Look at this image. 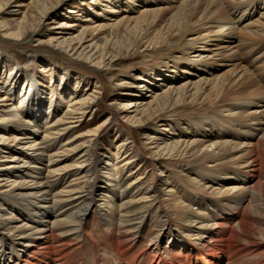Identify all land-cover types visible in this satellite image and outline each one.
Here are the masks:
<instances>
[{"label": "bare ground", "instance_id": "6f19581e", "mask_svg": "<svg viewBox=\"0 0 264 264\" xmlns=\"http://www.w3.org/2000/svg\"><path fill=\"white\" fill-rule=\"evenodd\" d=\"M46 2L16 22L21 33H38ZM100 9L46 41L108 75L117 45L142 58L93 129L70 136L98 110L92 74L70 89V69L52 73L46 101L35 56L23 66L0 57V264H77L83 243L90 264H264L248 258H264V0H100ZM124 99L134 116L116 108ZM118 119L143 131L142 150L131 134L98 145Z\"/></svg>", "mask_w": 264, "mask_h": 264}, {"label": "rangeland", "instance_id": "374dc122", "mask_svg": "<svg viewBox=\"0 0 264 264\" xmlns=\"http://www.w3.org/2000/svg\"><path fill=\"white\" fill-rule=\"evenodd\" d=\"M35 1L36 0H1V4H5L6 2H8V6H6L0 12V57L4 61H8L10 65L14 66L19 64L23 66L24 62L30 55L35 56V69H37V76L40 83V93L43 92V96L46 94L44 96L46 101L49 100L52 96L49 91L50 89H48L50 86L48 85V83L50 81L52 73L56 75V78H59V73L63 72L65 69H70V74L72 76L70 83L67 84L69 85L70 89H73V86L71 85H73L74 80L77 77L80 78L79 76L84 73H88L90 74V76H94V81L91 80L90 83L86 86L89 94L96 90L95 82H100V84H102V90H98V94L96 95L98 97L97 105L95 106V108L98 109L96 110V114L94 116L91 115L84 117L85 127H83V129H78L71 132L70 136L73 137L85 130L93 129L106 121L108 110L106 109L105 104L110 103L111 100L117 98V96L121 93L118 85L121 84L123 80H125L123 77L124 75H127L128 78H130L131 75H137L138 72L132 69H136V67L138 68V65L142 62V58L140 56L138 57V55H133L132 53L128 52L127 49H125V46L121 47L117 45L116 50H114L117 53L115 55L117 57L119 55L120 56L116 58L115 63H113L114 68L112 74H110L113 75V79H110V75L106 73L105 67H92L90 63H87L85 61H77L74 58L69 57L66 53L63 52V50L55 47L53 43H51L52 45L46 44V41L50 39V37L71 36V34L67 33H65L64 35H55L53 33H60V30L58 29L60 28L59 25L62 22L74 25L86 24L85 22H81V20L86 18V15H88L89 13L84 12L88 9H91L90 13L92 12L93 14H97L101 10L100 0H62L56 4V0H47L45 4L48 6L53 5V8L46 15L38 33L35 34L36 32H32L29 28H26V32L21 33L20 29L16 25V22L21 21L24 14L28 13L29 16L30 13H32V9L35 8ZM57 4L58 6H56ZM77 33H79V31L74 33L73 36L75 37ZM38 36L40 38H38ZM111 36L112 35L108 30L101 32L96 36V43L100 47H102L105 43V39H110ZM37 39H40V41H38ZM261 55L264 56V54ZM10 65L6 67V72L11 69ZM3 78L0 75V84L5 81ZM134 88L135 87H132L130 88V90L133 91ZM262 88L264 89V85H262ZM148 94L150 93H147V95ZM129 100L132 99H124L122 101H119L118 105H116V108H125L124 110H128L124 111L125 113L130 114V116H134L136 113H131L133 109H126L129 108V106L127 105ZM146 101H150V98H147ZM62 106L63 109L66 108V106ZM138 110L140 112L141 108H138ZM109 128L110 129H108L107 132L102 134L99 138L100 144L98 145H100L104 149L106 147L108 149L114 147L117 142L128 138L130 134L136 141L133 146L134 150L137 151V149L139 148L141 150L143 149L141 146V136L143 131H141L138 127L126 126L121 120L118 119V121H116V125L110 126ZM143 152H141L142 155L144 154ZM145 156L147 157V154ZM262 180L264 182V176ZM89 222H91V220ZM257 226H261V228L264 229V222L259 223V221H257ZM96 228L97 226L92 225L91 223L90 233L96 241H103L104 236L100 235L97 232ZM253 240L257 242L256 238H254ZM165 245L166 244H164V246ZM142 246V244H139L138 247L141 248ZM74 248V251H76L75 253L77 254V264L91 263L92 259L90 258H92L93 252L87 243L81 244V247L80 245H76ZM81 253L84 255V257ZM249 255L251 258H248L252 263H257L264 260V258L257 252H251ZM81 260L84 261L82 262Z\"/></svg>", "mask_w": 264, "mask_h": 264}]
</instances>
